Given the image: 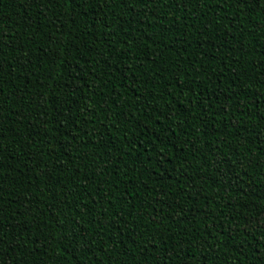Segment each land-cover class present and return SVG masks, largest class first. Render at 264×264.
Instances as JSON below:
<instances>
[{
	"label": "trees",
	"instance_id": "1",
	"mask_svg": "<svg viewBox=\"0 0 264 264\" xmlns=\"http://www.w3.org/2000/svg\"><path fill=\"white\" fill-rule=\"evenodd\" d=\"M0 264H264V0H0Z\"/></svg>",
	"mask_w": 264,
	"mask_h": 264
}]
</instances>
